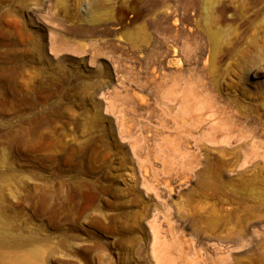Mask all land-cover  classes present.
Listing matches in <instances>:
<instances>
[{
    "label": "rangeland",
    "instance_id": "rangeland-1",
    "mask_svg": "<svg viewBox=\"0 0 264 264\" xmlns=\"http://www.w3.org/2000/svg\"><path fill=\"white\" fill-rule=\"evenodd\" d=\"M0 264H264V0H0Z\"/></svg>",
    "mask_w": 264,
    "mask_h": 264
},
{
    "label": "bare ground",
    "instance_id": "bare-ground-1",
    "mask_svg": "<svg viewBox=\"0 0 264 264\" xmlns=\"http://www.w3.org/2000/svg\"><path fill=\"white\" fill-rule=\"evenodd\" d=\"M185 121L183 120V121H181V126H183V123H184ZM176 123H178V121H176ZM8 256V255H7Z\"/></svg>",
    "mask_w": 264,
    "mask_h": 264
}]
</instances>
